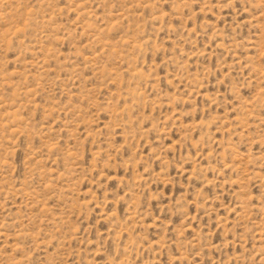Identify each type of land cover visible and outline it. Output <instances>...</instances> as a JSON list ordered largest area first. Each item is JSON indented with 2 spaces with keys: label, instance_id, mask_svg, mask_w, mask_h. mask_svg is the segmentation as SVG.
Returning <instances> with one entry per match:
<instances>
[{
  "label": "rangeland",
  "instance_id": "obj_1",
  "mask_svg": "<svg viewBox=\"0 0 264 264\" xmlns=\"http://www.w3.org/2000/svg\"><path fill=\"white\" fill-rule=\"evenodd\" d=\"M0 264H264V0H0Z\"/></svg>",
  "mask_w": 264,
  "mask_h": 264
}]
</instances>
